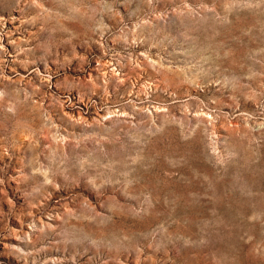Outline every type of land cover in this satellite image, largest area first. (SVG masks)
<instances>
[{
  "label": "rangeland",
  "instance_id": "obj_1",
  "mask_svg": "<svg viewBox=\"0 0 264 264\" xmlns=\"http://www.w3.org/2000/svg\"><path fill=\"white\" fill-rule=\"evenodd\" d=\"M0 264H264V0H0Z\"/></svg>",
  "mask_w": 264,
  "mask_h": 264
}]
</instances>
